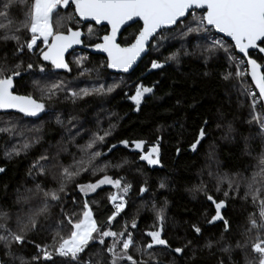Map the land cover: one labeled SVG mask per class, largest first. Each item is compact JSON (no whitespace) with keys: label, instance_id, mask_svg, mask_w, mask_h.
<instances>
[{"label":"trees","instance_id":"trees-1","mask_svg":"<svg viewBox=\"0 0 264 264\" xmlns=\"http://www.w3.org/2000/svg\"><path fill=\"white\" fill-rule=\"evenodd\" d=\"M71 11L60 9V15L66 17ZM12 17L16 20L23 18L19 6L12 10ZM76 20V17L62 19L59 30L81 28L85 32L84 43L88 45L97 42V37L107 31L106 27L91 25L93 34L89 36V25H77ZM137 28L138 25L133 24L125 29L120 41L123 43L131 38ZM165 36L168 38L151 43L148 55L129 75L111 74L104 57L80 51H74L66 58L71 71L55 69L39 58V49L35 54L27 50L19 54L14 41L0 40V64L20 63L22 66V75L16 78L14 91L20 95L31 94L48 107L38 117L0 111V128H12L11 134L0 132V167L4 169L0 173V212L8 213V226L13 231L19 230L17 218L26 220L41 206L42 199L41 196L30 200L18 198L36 183L46 190L57 187V179L52 175L34 179L29 174L33 162L42 154L53 156L63 147L67 151L60 152L58 159L64 165L71 164L74 155L77 159L80 156L77 145H84L93 133L103 135L104 130H110L111 135L106 137L105 143L97 144V149L107 156L100 157L96 163L107 160L110 165H115L128 159V164L119 169L109 167L107 172L113 178L123 177L131 184L126 208L113 222V230L119 231L121 225L126 221L130 224L135 216L138 228L132 231L142 247L150 239L145 233L157 227L156 212L163 208V236L172 247L189 240L192 243L180 256L158 251L156 258L160 264H172L173 260L175 264H246L248 261L255 264L250 246L245 249L236 247L237 241L244 242L242 233L248 228L249 215H258L251 196L246 199L244 196L253 173L260 170L259 158L264 152V137L258 134L254 122H248L251 112L249 98L241 94L242 86L235 78L234 64L223 52L209 54L205 51L206 40L195 33L183 36L180 28L171 36L165 32ZM26 38L27 34H22V39ZM173 53L175 59H166ZM252 57L262 61L256 53H252ZM77 60H80L79 65ZM153 60L165 66L142 77ZM29 63L33 64L31 70L27 69ZM40 66L45 68L44 72H40ZM227 74H231L229 80L224 79ZM245 80V86H251L249 78L245 77ZM55 82L62 83V90L51 99L42 96L40 89ZM113 84L116 87L107 93V87ZM138 84L153 87V93L145 96L137 111L129 97L135 94ZM101 85L105 88L104 93L75 99L70 95L81 88ZM201 128L206 135L197 150L192 151L190 145L197 139ZM124 139L145 140L146 147L159 140L160 165L149 166L140 161L135 152L119 143ZM25 142L30 144L28 149H22ZM113 144L117 147L108 152ZM14 148L21 149L19 155H6ZM103 174L84 173L77 179L81 183L94 182ZM224 174L239 183V188L236 189L234 184L233 189H229L225 182L217 191L218 176ZM161 182H164V188L160 187ZM142 186L147 189L143 194L139 191ZM66 191V207L71 211L72 198L75 197L78 203L84 198L75 182L68 184ZM112 191L115 190L105 185L87 198L97 201L91 206L100 221H106L111 215L112 205L107 195ZM225 191L229 192L227 197ZM207 195L213 196L217 202L225 201L221 214L229 221L231 227L228 231H225L223 221L208 223L215 214V207L207 200ZM57 214L58 209L53 207L49 214L37 217L38 229L27 233V240L31 243H13L10 248L0 243V264H22V260L36 264L32 260L37 254L35 245L52 244ZM193 224L201 228L199 236L193 232ZM208 244L211 247H207ZM225 248L230 250L224 251ZM133 255L142 258L138 253L133 252ZM53 259L60 264L63 258ZM40 264H52V261H41Z\"/></svg>","mask_w":264,"mask_h":264},{"label":"snow or ice","instance_id":"snow-or-ice-1","mask_svg":"<svg viewBox=\"0 0 264 264\" xmlns=\"http://www.w3.org/2000/svg\"><path fill=\"white\" fill-rule=\"evenodd\" d=\"M17 6L23 13V18L19 20L12 17V10ZM62 8L72 11L67 13L66 17H62L60 15ZM74 17L78 18L77 25H89V36L93 34L90 22L107 27L105 34L97 37L99 42L93 43L91 47L106 54L107 68L122 72H128L132 68L146 52L151 41L167 39L165 32L171 36L180 28L183 36L192 33L201 36L208 42L206 52L209 54L223 52L230 62L236 64L235 78L241 82V94L246 95L251 101L248 122H254L259 130L258 134L264 137V62H258L257 58L252 57L253 51L258 57L259 54H264V0H0V40L14 41L16 53L19 54L24 53L25 50L35 54L36 49H39L41 60L50 63L55 69L71 71L65 60V54L74 45L84 43L82 40L84 33L79 28L74 30L68 27L66 31L59 29L62 19L71 20ZM132 24L138 25L136 32L122 43L118 39L122 35V29ZM22 34H27V38L22 39ZM216 34H222L226 39L219 38ZM234 53L242 56L237 57ZM175 58L176 54L173 53L166 59ZM76 63L79 65L80 60ZM241 65L244 69H241ZM163 66L156 60L151 63L152 69ZM21 67L20 63L0 64V111L15 110L27 117H38L45 111V103L31 94L20 95L14 91L15 80L22 75ZM32 68V63L27 64V69ZM39 70L44 72L45 68L40 66ZM230 75H225L224 79L229 80ZM245 77H250L251 85H254L255 90L251 86H245L247 84ZM33 83L37 84L38 81ZM115 87V84L108 86L106 92L111 93ZM62 88L61 82H55L41 88L40 92L42 96L51 99ZM104 92L105 88L101 85L81 88L78 92L72 91L70 95L75 99ZM151 93L153 87L143 84L136 86L135 94L129 98L137 111L145 96ZM229 131H232L231 126ZM0 132L11 134L12 128H0ZM110 135V130H104L103 135L93 133L84 145H77L80 156L77 159L74 155L71 164L64 165L58 159L60 152L67 151V148L63 147L55 155L42 154L33 162L29 174L34 179L36 176L52 175L57 179V187L46 190L40 183H36L34 188L27 189L26 194L18 198L30 200L36 196L42 197L41 206L31 212L26 220L17 218L18 231H13L8 226L10 219L8 213L0 212V243L5 248H10L13 243L17 245H23L26 241L31 243L32 241L27 240V233L38 229L37 217L41 214H49L55 207L58 209V214L53 242L51 245H35L37 254L32 260L36 264H40L41 261H52V264H56L54 256L63 258L60 264H160L156 258L158 251L175 253L177 256L185 252L192 243L191 240L181 246L172 247L163 236L165 224L163 208L156 212L157 227L145 233L150 239L144 242L142 247L134 238L132 231L138 228L135 216L130 224L126 221L119 231L113 230V222L126 208L131 184L125 182L123 177L113 178L107 172L109 167L119 169L128 164L130 162L128 159L125 158L120 164L115 165H110L107 160L102 164L96 163L100 157L107 156V153L97 149V144H104L106 137ZM205 135V130L201 128L197 139L190 145L192 151L197 150V145ZM119 143L125 149L135 152L138 159L147 165H160L159 140L148 147H146L147 142L142 139L131 141L124 139ZM29 147L28 142L22 145V149ZM116 147L115 144L111 145L108 152ZM20 151V148H14L12 153L6 155L13 153L19 155ZM177 151L179 152V149ZM259 168V172H254L247 183L244 196L245 199L251 196L258 215L256 213L249 215L248 228L242 233L245 237L244 242L237 241L236 247L245 249L250 246L255 264H264V195L261 194L264 192V152L259 158ZM3 171L4 169L0 167V172ZM98 172L104 174L94 182H78L77 178L82 174L90 173L95 176ZM73 182L84 199L82 203H78L75 197L72 198L73 209L69 211L65 200L66 188ZM225 182L229 189H233L234 184L236 189L239 188V183L224 174L218 176L217 191L220 190V184ZM105 185L111 186L115 191L107 195V200L112 205L111 215L106 221H100L91 206L97 201L95 198L91 201L87 198ZM160 187H165L164 182H161ZM200 190L206 191L203 188ZM139 191L143 194L147 189L142 186ZM228 195L229 192L225 191L224 196ZM207 200L215 206V214L208 223L223 221L224 229L228 231L231 227L229 221L221 214V209L226 206L225 201L217 202L211 195H207ZM191 228L197 236L201 234L198 225L193 224ZM206 246L211 247V244ZM133 252L138 253L142 258H135ZM22 264L28 262L22 260ZM172 264H175V260ZM246 264L252 262L248 261Z\"/></svg>","mask_w":264,"mask_h":264},{"label":"water","instance_id":"water-1","mask_svg":"<svg viewBox=\"0 0 264 264\" xmlns=\"http://www.w3.org/2000/svg\"><path fill=\"white\" fill-rule=\"evenodd\" d=\"M62 11H67L68 9H61ZM78 19V18H77ZM84 25H87V24H84ZM90 25H95L96 27H106V26H104V25H96L94 22H90ZM133 25V24H132ZM107 28V27H106ZM128 27H126V29H127ZM75 30V29H74ZM79 30H81L82 31V33H84V35L82 36V40L84 41V39H85V32L81 29V28H79ZM108 30V29H107ZM125 29H122V33H123V31H124ZM218 36H221L222 38H224L223 36H222V34H217ZM120 37L121 36H119L118 37V39L120 40ZM224 39H226V38H224ZM97 42H99V41H97ZM153 41H151L150 42V45H151V43H152ZM92 45V44H91ZM91 45H88V44H85V43H83V44H81V45H74L73 46V48H71V49H69V51L65 54V60H66V58H67V56L70 54V53H72V52H74V51H80V52H86V53H89V54H92V55H98V56H102V57H104L105 58V60H107V57H106V54L105 53H102V52H99V51H97L96 49H94L93 47H91ZM150 45H149V47H150ZM149 47L147 48V50H146V52L145 53H143L142 55H141V57L137 60V62L132 66V68H130L129 69V71L128 72H122V71H118V70H116V69H109V68H107L108 69V71L111 73V74H114V75H129V74H131L136 68H137V66L140 64V62L148 55V53H149ZM252 53H256L255 51H253ZM237 55H239V56H242V54H239V53H236ZM259 56L261 57V58H264V54H259ZM259 62V61H258ZM261 62H264V59H262V61ZM163 64V63H162ZM164 66H165V64H163ZM163 66V67H164ZM159 69H162V68H159ZM159 69H152L151 68V65H150V67L146 70V72L142 75V77H145V76H147L148 74H150V73H152V72H155V71H157V70H159ZM249 78V80H250V77H248ZM250 82H251V80H250ZM253 86V88H254V85H252ZM257 91V94H258V90H256ZM1 173V172H0ZM215 207V206H214ZM222 210V209H221ZM216 222H220V221H216Z\"/></svg>","mask_w":264,"mask_h":264},{"label":"built area","instance_id":"built-area-1","mask_svg":"<svg viewBox=\"0 0 264 264\" xmlns=\"http://www.w3.org/2000/svg\"><path fill=\"white\" fill-rule=\"evenodd\" d=\"M217 35V34H216ZM220 38H222L221 36H219ZM222 39H224V38H222ZM234 55H236L237 57H241V56H239V55H237L236 53H234ZM233 63V62H232ZM234 64V67H235V69H236V64L235 63H233ZM241 69H244V66L243 65H241ZM251 87L253 88V86L251 85ZM254 89V88H253ZM255 90V89H254ZM250 101V100H249ZM250 106H251V101H250ZM257 108H258V110L260 109V104L258 103L257 104ZM54 257H59V256H54Z\"/></svg>","mask_w":264,"mask_h":264},{"label":"rangeland","instance_id":"rangeland-1","mask_svg":"<svg viewBox=\"0 0 264 264\" xmlns=\"http://www.w3.org/2000/svg\"><path fill=\"white\" fill-rule=\"evenodd\" d=\"M39 43V42H38ZM48 109V107L46 106L45 110ZM7 111H15V110H7Z\"/></svg>","mask_w":264,"mask_h":264}]
</instances>
